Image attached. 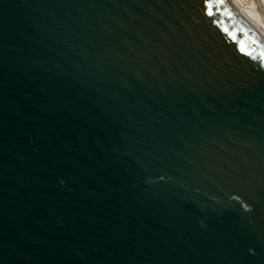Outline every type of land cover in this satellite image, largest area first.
<instances>
[{
  "label": "water",
  "instance_id": "95a60500",
  "mask_svg": "<svg viewBox=\"0 0 264 264\" xmlns=\"http://www.w3.org/2000/svg\"><path fill=\"white\" fill-rule=\"evenodd\" d=\"M0 264H264L234 0H0Z\"/></svg>",
  "mask_w": 264,
  "mask_h": 264
},
{
  "label": "bare ground",
  "instance_id": "6f19581e",
  "mask_svg": "<svg viewBox=\"0 0 264 264\" xmlns=\"http://www.w3.org/2000/svg\"><path fill=\"white\" fill-rule=\"evenodd\" d=\"M234 5L264 36V0H234Z\"/></svg>",
  "mask_w": 264,
  "mask_h": 264
},
{
  "label": "rangeland",
  "instance_id": "374dc122",
  "mask_svg": "<svg viewBox=\"0 0 264 264\" xmlns=\"http://www.w3.org/2000/svg\"><path fill=\"white\" fill-rule=\"evenodd\" d=\"M264 12V10H262Z\"/></svg>",
  "mask_w": 264,
  "mask_h": 264
}]
</instances>
